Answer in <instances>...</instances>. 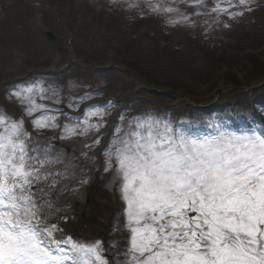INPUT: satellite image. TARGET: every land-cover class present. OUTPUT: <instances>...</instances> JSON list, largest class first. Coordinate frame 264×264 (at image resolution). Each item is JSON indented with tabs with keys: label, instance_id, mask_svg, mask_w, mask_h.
I'll use <instances>...</instances> for the list:
<instances>
[{
	"label": "rangeland",
	"instance_id": "rangeland-1",
	"mask_svg": "<svg viewBox=\"0 0 264 264\" xmlns=\"http://www.w3.org/2000/svg\"><path fill=\"white\" fill-rule=\"evenodd\" d=\"M149 4L177 8L186 19L174 13L153 12ZM237 4L238 0H232V5ZM216 5L229 12L241 11L230 6L228 0H203L202 6H197L196 0H0V83L6 86L0 87V103L4 93L16 84L40 81L45 89L52 86L59 91L60 103L39 98L37 103L66 110V115L71 113L73 118L82 117L89 108L105 110L103 121L91 118L100 127L83 137L60 139L63 126L72 122L68 118H59L55 130H33L29 123L32 118L24 119L36 141L33 146L51 145L48 158L57 161L39 169L47 174V180L32 189L34 199L43 204L42 223L63 227L68 220L67 231L70 229L72 237L85 241L101 239L103 255L109 264L125 260L124 251L130 246V233L124 227L127 218L122 214L126 204L121 200L118 183H113L114 172L104 171L102 151L113 134L110 124L118 123L121 112L130 119L147 109L145 116L150 114L169 122L178 130L212 133L214 127H193L178 121L174 112L187 106L175 97L182 94L189 99V94H201L199 83L218 84L222 75L240 77L247 67L250 48L264 44V0H253L252 10L235 19L228 13L217 17L211 12ZM45 31L54 36L51 42L44 38ZM110 41L115 48H110ZM87 60L100 67L89 69L83 63ZM116 61L130 63L148 80L172 86L177 94L151 92L141 84L138 86L118 67L104 66ZM150 63L158 67L150 71ZM25 68L27 73L34 69V74L17 81ZM63 71L66 72L62 74ZM134 87V96L125 99L124 90ZM231 87L228 81L221 92ZM47 95L51 96V91ZM86 96L91 98L82 99ZM106 96H110L109 100L103 101ZM150 96L160 100L167 113L165 118H159L158 110H152L154 105L158 106ZM215 97L206 108L207 113H200L204 114L205 122L200 121L199 125L209 122L211 126L233 131L243 128L264 132V103L256 108L260 120L250 110L238 116L241 122L237 126L230 123L233 117L227 110L210 107ZM90 101L96 102L84 108L83 104ZM5 106L20 117L21 111L15 104ZM59 111L52 114L59 116ZM40 114L37 112L34 117ZM96 140L100 143L94 144ZM88 144L94 146L86 148ZM85 179L88 183L82 184Z\"/></svg>",
	"mask_w": 264,
	"mask_h": 264
},
{
	"label": "snow or ice",
	"instance_id": "snow-or-ice-1",
	"mask_svg": "<svg viewBox=\"0 0 264 264\" xmlns=\"http://www.w3.org/2000/svg\"><path fill=\"white\" fill-rule=\"evenodd\" d=\"M228 2L241 11L216 5L211 12L235 19L252 10L253 0ZM196 3L202 6L203 0ZM149 7L186 19L167 4ZM38 98L60 103L59 91L40 81L16 84L0 103V264H109L101 239L58 236L62 229L42 223L43 204L32 189L47 180L39 169L57 161L48 158L51 145L33 146L24 118H32L33 130H55L59 117L52 113L59 109ZM7 104H15L20 117ZM92 117L103 121L105 110L89 108L71 118L60 139L97 130ZM210 127L212 133L200 134L174 129L150 114L130 119L119 114L102 155L104 171L114 172L126 204L130 246L120 264H264V132Z\"/></svg>",
	"mask_w": 264,
	"mask_h": 264
},
{
	"label": "trees",
	"instance_id": "trees-1",
	"mask_svg": "<svg viewBox=\"0 0 264 264\" xmlns=\"http://www.w3.org/2000/svg\"><path fill=\"white\" fill-rule=\"evenodd\" d=\"M248 57H249V61L247 62V67H245L246 69L245 75L244 77H242L241 80H237L232 76L224 77V80L225 83L228 81L231 82L234 88L246 87V88H250L252 92H250V95H248L246 92L239 91L236 89H231L226 92L224 91L218 98V101L214 107L215 110L223 109L227 111H232L237 115L246 114V112H250V110H252L259 115L258 110L256 108L257 106L258 108H260V106H262V103H264V84L259 86L260 83L264 82V58L259 57L257 55L254 57L253 55H250ZM119 64H121L120 66H122L123 68H126L131 72H134L136 75L140 77H145V74L141 73L139 69L132 67L130 63L120 62ZM157 67L158 65H153L151 63L149 65L150 71ZM144 79H146L148 85H150L151 87H155V88H157L158 86L165 87L164 85H157L156 83H154L153 79L149 81L147 80V78ZM200 85L201 84L199 83L198 85L199 88ZM166 87L172 91H175L173 90L175 88H172V86L166 85ZM214 88L215 85H212L209 86L208 88H205L204 90L201 89L200 90L202 92L201 94L195 96L193 94L192 95L189 94L190 99H192L193 101L199 100L198 103L207 105L213 100V97L215 96ZM183 118H184L183 121H185V123L192 124L196 127L199 126L200 121L205 122L204 114L203 115L200 114L199 112H197V110H195L191 106H188L184 109ZM206 118L210 119L209 116H206ZM201 125H205V123ZM205 126H210L209 122H207ZM81 220L82 218L78 220L79 224Z\"/></svg>",
	"mask_w": 264,
	"mask_h": 264
},
{
	"label": "water",
	"instance_id": "water-1",
	"mask_svg": "<svg viewBox=\"0 0 264 264\" xmlns=\"http://www.w3.org/2000/svg\"><path fill=\"white\" fill-rule=\"evenodd\" d=\"M46 36H48V37H49V40H50V39H52V37H51V36H49V34H47Z\"/></svg>",
	"mask_w": 264,
	"mask_h": 264
}]
</instances>
